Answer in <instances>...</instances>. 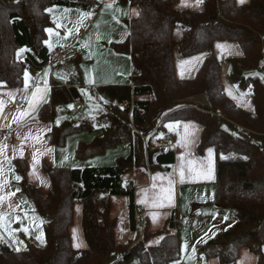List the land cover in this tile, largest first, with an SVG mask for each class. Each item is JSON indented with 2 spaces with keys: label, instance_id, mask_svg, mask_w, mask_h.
Listing matches in <instances>:
<instances>
[{
  "label": "trees",
  "instance_id": "trees-1",
  "mask_svg": "<svg viewBox=\"0 0 264 264\" xmlns=\"http://www.w3.org/2000/svg\"><path fill=\"white\" fill-rule=\"evenodd\" d=\"M177 2L117 0L136 7L139 13L125 21L126 39L113 44L117 53L129 57L136 73L129 85L88 90L101 106L96 120L65 119L57 125L56 107L81 100L74 86L79 81L77 73L66 84L50 81L49 99L37 114L39 123L51 125L46 137L49 144L61 147L67 135L86 131L95 136L89 143L78 144L76 159L86 160L118 145L127 146L130 153L107 167L70 169L51 167L42 161L41 169L49 181L47 193L26 181L23 159L13 160V171L22 177L20 192L43 221L45 244L38 247L30 242L22 251L2 246L0 264H169L176 260L179 239L174 220L168 222L169 228L153 233L145 224L141 240L117 245L110 198L126 196L133 206V187L122 177L147 164L150 169L164 170L173 164L172 151L152 149L151 141L175 134L167 124L184 120L202 126L196 145L198 156L207 147L214 149L212 203L233 213L231 227L197 247L198 259L203 256L217 258L220 264H235L239 249L246 246L257 255L254 264L262 263L264 80L254 74L264 73V0L245 4L204 0L200 11L177 10ZM51 7L88 10L96 4L92 0H0V88H20L26 68L41 71L48 65L46 31L54 27L47 13ZM218 42L238 47L239 54L228 59L229 81L248 94L251 112L236 106L223 93L220 61L212 54ZM176 54L184 59L202 57L194 77L176 76ZM142 95L152 99L132 101L133 96ZM200 96L206 98L205 104L197 101ZM155 155V163H151ZM76 204H81L87 245L80 251L72 248L69 232ZM132 221L134 227V215ZM154 237H159V242L148 244Z\"/></svg>",
  "mask_w": 264,
  "mask_h": 264
},
{
  "label": "crops",
  "instance_id": "crops-1",
  "mask_svg": "<svg viewBox=\"0 0 264 264\" xmlns=\"http://www.w3.org/2000/svg\"><path fill=\"white\" fill-rule=\"evenodd\" d=\"M92 1L96 4V7L88 10L51 7L49 9H52V11H47L54 22V27L49 28L52 30L51 32L46 31V46L49 49L61 44L74 46L78 51L77 59L74 62L66 67H61L57 62L53 61L41 71L33 70L30 67L26 68L25 70L29 73L27 94L24 92V73L20 88H0V101H3V110L0 112V144L5 145L4 153L0 155V162H2L3 167V172L0 173V183H4L5 186L0 189V195H6L10 192L15 193L14 196L6 198L3 204H0V213L4 216V220L0 222V226L4 225L6 220H11L14 222V225L24 224V222L39 223V220L43 227L42 220L34 212L25 196L21 194L20 181L15 179L17 174L13 171L9 160L12 162L15 159H23L27 168L25 172L26 181L39 188L43 193H47L49 191V181L41 169L42 161H45L51 167L70 169L107 167L113 165L117 158L127 157L130 153V149L127 146L118 145L106 149L100 155L86 160H78L74 155L76 147L78 144L89 143L95 136L94 133L83 131L67 135L63 145L56 147L46 141L47 135L51 132V130L48 131L47 129H51V125L37 121L39 109L49 99L50 91L48 85L51 80L66 84L77 73L79 85L74 86H77L81 96L84 95L85 88L90 90L103 86L130 84L131 77L134 75L130 59L127 55L117 53L113 44L121 43L126 39L127 28L125 21L137 16L133 14V10H136V12L138 10L133 6L119 4L117 0ZM248 1L245 0V3ZM236 2L241 4L239 0H236ZM106 4H111V7H105ZM202 6L203 2L197 4L196 0H184L183 3L182 0H178L175 9L180 11H200ZM83 13L92 14L85 17L82 15ZM69 69L71 70L68 71ZM37 88L41 89V91L37 93V103L34 110L30 112L29 117H26L23 122L19 119L14 122L13 118L19 117L18 109L24 112L28 111L29 102L32 100V93ZM45 88L47 91H44ZM9 92H12L14 95L9 97ZM151 99L152 96L148 95L132 97L133 102L149 101ZM196 99L201 104L206 103L204 96ZM16 100L22 101L23 104L17 107L14 105ZM75 102L82 103L85 106L80 99H76L71 104L72 111H76L73 108ZM64 107H56L57 121L59 120V123H56L57 125L67 119L69 111L66 110L65 112V110H61ZM31 117L36 118L35 122L31 121ZM21 123L28 126L22 127ZM186 124L189 125L187 130L184 127ZM173 125H175L173 128L168 127L178 137V142L172 150L173 164L166 170L150 169V166L147 164L144 169L130 171L122 177L125 184L133 187V206L126 196H111L110 198V217L116 220L114 239L117 245H123L134 239H137V241L141 240L145 224L149 232L153 233L162 228H169L168 222L174 220L176 223L175 230L178 235V219L181 218L182 222H184L182 217V212L184 211H197V217L193 219L190 225H186L184 222L186 226L184 227V233H182L187 240L192 239L194 248L205 242H201L202 237L207 241L231 225L229 214H227V219H225L226 214L224 216L220 215L223 209L227 208H220L212 203L215 190L214 149L207 147L203 151L202 156L196 154V145L201 136L202 126L192 120L180 121L178 124L174 123ZM9 132L11 139L7 140L6 134ZM25 137L28 138L25 139ZM33 137H38V140L33 139ZM154 141L152 139V145H154ZM21 146L23 149L22 157ZM14 148L16 149L15 152L13 151ZM209 148L213 149V164L210 176L202 174V165L207 163V150ZM47 149H51L52 151L49 152ZM33 153L36 155L35 161H33ZM155 158L156 155L152 157L151 163H155ZM33 163H35L34 169L32 167ZM181 169H183L184 173L183 180H181L180 175ZM30 173L34 174L30 175ZM41 180L46 181V183H42ZM17 188H19V191H17ZM9 204L12 205L11 208ZM136 207L142 209L143 219L138 225L134 221L133 227L132 220ZM154 215L156 216L155 222L153 221ZM81 221V204H76L74 207L73 224L69 232L71 246L77 251L84 250L87 247ZM74 230L75 239L73 238ZM159 240V237H154L148 241V244H157ZM30 242L34 243L31 239ZM3 244L6 245L7 243ZM76 244H79L80 247L77 248ZM179 256L169 264L172 262L174 264H177V262L178 264H187L179 262ZM188 262L196 264L199 261L192 258Z\"/></svg>",
  "mask_w": 264,
  "mask_h": 264
},
{
  "label": "rangeland",
  "instance_id": "rangeland-1",
  "mask_svg": "<svg viewBox=\"0 0 264 264\" xmlns=\"http://www.w3.org/2000/svg\"><path fill=\"white\" fill-rule=\"evenodd\" d=\"M218 45L220 47H218ZM212 54L215 56V58H217L220 61V84L222 86L223 93L236 106L240 107L241 109L245 111L251 112L253 108H252V103H251V100L248 94L246 92H240L229 81L230 63L228 59L230 57H234L239 54V50L236 44L229 43V42H218L217 44H215ZM197 57H199L200 59L199 60L184 59L180 57L178 54H176V60H175V67L177 71L176 76L178 78L180 77L181 79H190L194 77L202 61V57L200 56H197ZM70 70L71 69H69L68 71ZM254 76L264 80V73L262 72H257L254 74ZM84 90H85L84 95L81 96V101L85 104V109L80 112H76V111H72L69 105L65 106L61 110H65V112L66 110L69 111L68 116L66 117L67 119L94 120L93 117L95 118L102 112L101 106L98 103L97 99L91 98L88 95L87 92L89 89L85 88ZM153 140L155 139L153 138ZM224 214H226V217H227V214H229V216L231 217V222H232V219H233L232 211L229 209H223L220 215L224 216ZM222 219L225 220L224 218ZM38 222L39 223L24 222V224L21 223V224L14 225L13 224L14 222H12L11 220L10 221L6 220L4 222L5 224L0 226V237H2V239H0L1 241L0 249L2 246H6L13 251L26 250L29 246L30 239L34 241V244L36 246L37 245L44 246L45 237H44L43 227L40 224L39 220ZM178 223H179L178 239H179V249H180V256L178 259L179 262L181 261L182 263L184 262V263L190 264L188 261L192 260L193 258L195 260L197 259V261H200V263L196 262V264H213V263L220 264L217 258L205 259L203 256H200L198 259L197 248H196L197 246L195 247V251H193L194 242L192 241V239L187 240L186 237L182 234L184 233V227L186 225L184 224V222H182L181 218L178 219ZM23 228H27L28 232L27 233L24 232ZM9 232L12 233L11 236H9ZM37 236H41V239H37L36 238ZM203 241H206V240H203ZM5 242L7 243L6 245L3 244ZM185 244H187L186 249H184ZM246 253H247V258L245 257ZM262 254H263V260L261 264H264V250H262ZM134 261L136 260L134 259ZM256 262H257V255L253 253L252 251H250L246 246H243L239 249L238 258L235 261V264H254ZM171 264H174V263L172 262Z\"/></svg>",
  "mask_w": 264,
  "mask_h": 264
},
{
  "label": "snow or ice",
  "instance_id": "snow-or-ice-1",
  "mask_svg": "<svg viewBox=\"0 0 264 264\" xmlns=\"http://www.w3.org/2000/svg\"><path fill=\"white\" fill-rule=\"evenodd\" d=\"M183 2H184V0H182V3ZM196 2H197V4H199V3H202L203 0H196ZM239 3H241V4L245 3V0H239ZM105 7H111V4H106ZM47 11L51 12L52 9H47ZM91 14L92 13H83L82 15L85 16V17H87V16H89ZM133 14L139 15V13L136 12V10H133ZM117 22H119V21H117ZM47 31L51 32L52 30L51 29H47ZM218 47H220V46L218 45ZM23 51H25V49H21L20 50V52H23ZM18 55H19V53H18ZM194 59L199 60L200 58L197 57V58H194ZM28 88H29V73L27 72V70H25V72H24V92H25V94H27ZM40 91H41V89L37 88L36 91L32 93V100L29 102V109H28L27 112L21 111L20 109L17 110L19 112V117H14L13 118L14 122L17 119H19L21 122H23L26 117H29L30 112L33 111L34 108H35V106H36V103H37V100H36L37 93H39ZM44 91H47V89L45 88ZM13 95L14 94L12 92H9L8 93V96L9 97H11ZM69 107H72V105H69ZM2 110H3V101H0V112H2ZM30 119H31L32 122H35V120H36L35 117H31ZM93 119H94V117H93ZM57 123H59V120L57 121ZM176 123L178 124L179 122H176ZM21 126L22 127H27L28 125L27 124H24V123H21ZM174 126L175 125H173V124H168L167 125V127H169V128H173ZM184 127H185V130H187L188 127H189V125L186 124V125H184ZM47 130L50 131L51 129H47ZM27 138L28 137H25V139H27ZM33 139H37L38 140V137H33ZM4 149H5V145L0 144V155H3ZM13 151L15 152L16 149L14 148ZM20 151H21V157H22L23 156L22 146H21V150ZM47 151L50 152L52 150L51 149H47ZM207 151H208V160H207V163L205 165H202V174H207L208 176H210L211 175V172H212V164H213V161H212L213 149L209 148ZM222 158H224V157H222ZM35 159H36V155H35V153H33V161H35ZM9 163H11L10 160H9ZM32 167H33V169L35 168V163H33ZM2 172H3V167H2V162H0V173H2ZM32 174H34V173H30V175H32ZM180 175H181V180H183V177H184L183 169H181ZM15 179L17 181H20L22 179V177H20L19 175H17V176H15ZM41 182L42 183H46V181H44V180H41ZM4 186H5L4 183H0V189H2ZM17 191H19V188H17ZM14 195H15V193H11V192L10 193H7L6 195H0V204H3V202L5 201L6 198H10L11 196H14ZM9 207L11 208L12 205L9 204ZM225 219H227V217H225ZM3 220H4V216H3L2 213H0V222H2ZM153 221L154 222L156 221V216L155 215L153 216ZM41 223H43V221H41ZM229 227H231V225H229ZM23 231L27 233L28 232V229L27 228H23ZM11 235H12V233L9 232V236H11ZM36 238L37 239H41V236H37ZM73 238L74 239L76 238L75 237V230H74V237ZM0 239H2V237H0ZM203 240H204V238L202 237L201 238V241H203ZM75 246L77 248L80 247L79 244H76ZM186 248H187V244L184 245V249H186ZM17 250H19V249H17ZM193 251H195V248H193ZM245 257L247 258V253L245 254ZM177 264H178V262H177Z\"/></svg>",
  "mask_w": 264,
  "mask_h": 264
},
{
  "label": "built area",
  "instance_id": "built-area-1",
  "mask_svg": "<svg viewBox=\"0 0 264 264\" xmlns=\"http://www.w3.org/2000/svg\"><path fill=\"white\" fill-rule=\"evenodd\" d=\"M49 54H50V58L48 64L55 61L61 67H66L77 59L78 51L72 45L61 44L52 47L50 49ZM133 73H136V70L133 69ZM22 104L23 102L20 100H16L14 102V105H16L17 107L21 106ZM73 108L76 111H81L85 108V106L82 103L75 102ZM6 139L7 140L11 139L10 132L6 134ZM144 139L146 140V137ZM177 142H178V137L175 134L165 135L160 137L158 140H156L154 145H152V149H158L162 153H167L174 149ZM142 214H143L142 209L140 207H136L134 210V221L137 225L138 223L142 222L143 219ZM182 217L184 219L185 224L190 225L193 219L197 217V211L196 210L184 211L182 212ZM198 263H200V261Z\"/></svg>",
  "mask_w": 264,
  "mask_h": 264
}]
</instances>
